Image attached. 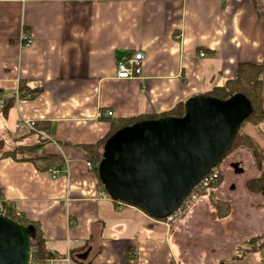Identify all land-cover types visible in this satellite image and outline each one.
I'll use <instances>...</instances> for the list:
<instances>
[{
	"label": "crops",
	"instance_id": "0c3cea01",
	"mask_svg": "<svg viewBox=\"0 0 264 264\" xmlns=\"http://www.w3.org/2000/svg\"><path fill=\"white\" fill-rule=\"evenodd\" d=\"M26 34L29 47L22 46ZM137 52L146 56L142 78L119 80L118 62ZM244 64L262 69L264 110V0H0V142L15 152L0 159V195L43 226L45 264H190L184 229L211 209L209 200L169 225L100 198L103 187L80 147L106 138L112 121L165 114L224 86ZM22 82L41 92L18 95ZM11 98L4 114L1 104ZM23 120L35 130L18 128ZM258 134L249 125L246 135L257 144ZM41 141V150L28 149ZM238 154L252 166L249 179L258 177L252 156ZM49 157L63 168L39 170L34 160ZM236 164L243 172L232 164L234 174L244 175ZM226 187L217 192L226 195ZM236 189L228 191L236 194L232 214L215 217V241L196 264H264V244L244 247L264 235V197Z\"/></svg>",
	"mask_w": 264,
	"mask_h": 264
},
{
	"label": "water",
	"instance_id": "95a60500",
	"mask_svg": "<svg viewBox=\"0 0 264 264\" xmlns=\"http://www.w3.org/2000/svg\"><path fill=\"white\" fill-rule=\"evenodd\" d=\"M252 113L242 95L227 101L198 96L187 101L181 118L123 128L105 145L100 180L113 201L156 220L168 219L222 163ZM232 167L237 174L243 172L237 164ZM35 238L32 226L0 216V264H32Z\"/></svg>",
	"mask_w": 264,
	"mask_h": 264
},
{
	"label": "trees",
	"instance_id": "16d2710c",
	"mask_svg": "<svg viewBox=\"0 0 264 264\" xmlns=\"http://www.w3.org/2000/svg\"><path fill=\"white\" fill-rule=\"evenodd\" d=\"M262 69L258 66L244 64L239 67L238 75L235 78L229 79L224 86L215 87L211 92L204 95L211 98H216L219 100H229L236 95L244 96L252 105L253 113L242 123L240 130L247 123H252L256 126L259 133L264 137V131L262 130V125L264 124V110L262 107ZM41 88L30 87L26 82H22L19 88V94H27L28 99H33L39 95ZM15 103V98H11L4 102L3 112L6 114L8 110L13 107ZM187 102H183L177 107H175L170 112L160 115L152 116H142L136 119H127L111 122V131L106 138L100 140L95 145L81 146L80 148L84 150L89 155V161L94 167V172L99 180L100 186L104 188L103 183L100 180L98 168L103 161L104 148L110 138L119 130L132 126L136 123L146 121V120H159L167 117L181 118L185 115V105ZM38 129H42L43 125L36 124ZM240 130L237 133L235 140L228 151L227 155L230 154L234 149L238 147L246 148L252 155L254 164L258 171L259 176L250 179L246 182V189L248 192L264 197V151H262L258 145L248 136L240 135ZM47 142L41 141L36 149L28 147L30 150H41L42 147ZM0 159L4 157H10L15 155V152L4 150V142H0ZM37 168L44 172H49L51 170H61L64 166V161L60 160L58 157H49L34 160ZM221 178L219 180L220 184ZM211 187L204 191L203 196H208L210 207L214 211L216 218L218 220H225L232 214V207L228 202L216 199L214 200L213 195L218 188ZM105 189V188H104ZM0 199L3 197L0 195ZM10 219L22 223L24 226H32L36 230V238L32 241V262L35 264H45L49 260V249L47 247V242L44 239V228L41 224L36 222H30L21 216H18L16 211L11 210L9 215ZM166 220V219H165ZM164 221V220H160ZM259 243L264 244V235L250 238L246 241L244 247L256 251L260 246Z\"/></svg>",
	"mask_w": 264,
	"mask_h": 264
},
{
	"label": "rangeland",
	"instance_id": "374dc122",
	"mask_svg": "<svg viewBox=\"0 0 264 264\" xmlns=\"http://www.w3.org/2000/svg\"><path fill=\"white\" fill-rule=\"evenodd\" d=\"M249 125H253V124L250 123V122L245 124L243 126V128L240 130V135L247 136L246 133H247ZM253 126L256 127L255 125H253ZM258 135H259L258 139H260V140L258 141V144L257 143L256 144L258 145V147L262 151H264V147H263L264 144H262V142H261L262 140H264V137L260 133ZM241 152H245V153L248 152L251 155V153L246 148L238 147V148L234 149L230 154L226 155V157L224 158L222 163L216 168V170L220 174L221 181H220V184H219V181H218L217 184L215 186H213V187H216L219 184L218 188H220L221 185L223 183H225V182L228 185V187L224 188V191H225L226 195H222L220 191L217 192V189H218L217 188L215 193H214V195H213V198H214V200L219 199V200H223L225 202H228L231 205V207H232L231 199L233 198L235 200L236 196H234V195H236V194L229 193L228 192L229 188L231 186H235L237 188L236 189L237 192L238 191L242 192L243 188L244 187L246 188V186H245L246 182L248 180H250L249 178H250V175H251L250 174V167H252V166L248 165L243 160L238 159V156L243 158L242 154L241 155L238 154V153H241ZM236 163H241L243 165L244 170H245L244 175L236 176L234 174L233 170L231 169V165L232 164H236ZM254 168H256L255 165H254ZM263 168H264V164H263ZM252 171H253V168L251 169V172ZM220 178H219V180H220ZM250 194H252V193H250ZM207 199H208V196L201 195L200 198L198 199V201L199 200L207 201ZM198 201H197V203H198ZM196 204L194 205V207L196 206ZM209 205H210V203H209ZM206 206L209 207L208 203H206ZM203 209H204V211L199 212L200 214H197L193 220L191 219V222L189 224H187V226L184 229L186 241L188 242V248L193 250V252L190 255V258L192 260V261H190V264H196V262L199 260L198 258L200 257V251L205 250L206 245H209L210 243H214L216 229H217V226L219 225L217 223V221L215 220L216 215H215L214 211L212 210V208L209 211H205V208H203ZM195 210H197V209H195ZM211 210L213 211L214 214L212 213ZM191 211L192 210L186 212L183 216H181V219L185 218L190 213H193V212L196 213L197 212V211L196 212L195 211L191 212ZM205 215H208L207 218L205 219V222L204 223L200 222V217L201 216H205ZM181 219L177 218V219H174L173 221H169V220L166 219L164 221L167 224L171 225V224H175L177 220H179L178 222H180ZM259 245L261 246L262 243H259ZM242 254L245 256L247 254V251H244ZM257 254L252 253L250 255V257L251 258H258L259 255L256 256ZM186 264H188V263H186ZM239 264H245V262L244 263H239Z\"/></svg>",
	"mask_w": 264,
	"mask_h": 264
},
{
	"label": "built area",
	"instance_id": "2783aa9c",
	"mask_svg": "<svg viewBox=\"0 0 264 264\" xmlns=\"http://www.w3.org/2000/svg\"><path fill=\"white\" fill-rule=\"evenodd\" d=\"M33 44V38L29 35H24L23 36V42L22 46L23 47H29ZM200 57H205L204 53L200 54ZM146 60V56L142 52H137L130 58L126 60L119 61L117 64V78L119 80H138L142 78L143 75V66L144 62ZM4 103L1 104V107L3 108ZM113 113L109 112L108 116H112ZM18 128L22 127H29L31 130H35V124L23 120L18 124ZM88 168L90 170H94L93 165L89 162L87 164ZM52 171V170H51ZM49 171V172H51ZM58 174L55 173L54 179L56 178ZM220 174L219 172L214 169L211 171L205 178L202 179V181L192 190L190 195L187 197L185 202L182 204V206L167 220L173 221L174 219L181 218L186 212L190 211L193 209L194 205L197 203L198 199L202 195L204 191L207 189L215 186L217 182L219 181ZM100 198L103 199H111V197L108 195L107 191L103 188L99 192ZM119 205H123V203H119ZM11 210H13L12 206L7 202L6 200L0 199V216H5L9 217L11 214ZM18 215V214H17ZM19 216V215H18ZM67 263H69V259L66 260ZM49 264H55L53 261L50 262Z\"/></svg>",
	"mask_w": 264,
	"mask_h": 264
}]
</instances>
